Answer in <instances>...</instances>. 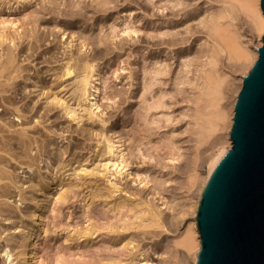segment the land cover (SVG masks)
<instances>
[{
  "label": "rangeland",
  "instance_id": "374dc122",
  "mask_svg": "<svg viewBox=\"0 0 264 264\" xmlns=\"http://www.w3.org/2000/svg\"><path fill=\"white\" fill-rule=\"evenodd\" d=\"M0 1L2 2L0 4V28H5L6 31L9 28V32H12L13 29L17 28V32H20L23 27L29 28L28 20L38 18L34 28L39 30L38 33H45L41 36L46 37V40L38 43L39 49L36 51V54L45 51L41 58L54 60V57L51 58L53 55L57 59L63 60L69 53L66 51L65 44L71 36L74 39L71 50L77 48L79 43H84V39L87 40L88 44L82 46L81 51L78 52L81 56L93 54L94 47L100 48L97 52L96 62L99 65L102 78L106 79L107 84H111L115 89L120 90V95L116 96L114 101H101L104 108L101 118L106 119L104 124L98 121L90 124L77 123L66 116L60 106L50 107L51 111L48 113V119L40 120L39 117L35 116L34 119L28 120L26 117L29 118L34 115L37 109H41L40 112H37V115L41 114L43 107L40 106L44 105L43 102L47 96L48 99H51L57 94L56 98L61 97L64 99L68 93L64 95V92H59L57 82L50 75L52 71L43 73L46 65L44 62H39V59L34 60L33 63H36L34 68L32 63L26 65L30 74V82L32 80L36 81L38 88L21 101V103L28 104L26 107H19L22 116L17 118L15 107H0V135L10 143V147L14 145L17 147L18 142L24 141L27 148L31 149L27 151L29 153L28 161L19 156L18 152L21 153L23 148L18 146L16 148L18 157L14 156L15 158L11 159L8 155H4L7 160L5 159L3 165H1L9 172L11 181L7 179L0 181V184L5 185L4 187L9 192L7 196L0 197V202H3L4 206L2 207L7 206L11 213L10 215L0 214V264H12L8 261L9 258H6L5 253L1 251V248L2 245L10 244L7 242L10 235L18 234L17 231L25 225L26 219L21 214L30 205L29 196L33 193L37 203L46 205V217H49V219L46 218L44 223L46 233L42 234L39 239L38 255H41L42 258L40 264H120L124 262V258H128V251L122 248L123 241L116 236L117 231L109 232L107 230L109 224L115 229L116 226L123 223L122 220L117 221L113 218L110 205L123 198H126L127 202L132 201L134 198L131 192L139 194L138 196L141 199H148L151 182L145 187H141L137 184V181L133 180V173L141 168L147 170V173H150L149 175L152 174L151 176L161 177L167 172L164 176L167 178L164 185L165 193L168 194L166 198L171 203L177 204V211L180 210L185 214L177 227L175 225L170 226L167 231L155 229V235L153 236L146 234L145 238L140 241V244H142L140 251L144 250V255L150 253L156 264H174L180 257L183 261L185 257V263L187 261L190 264V254H186L185 250L181 246L175 245L174 242L178 240V235L185 230L188 222L192 219L191 205L194 204L196 193H198L195 186L188 189L187 184L188 176L192 173V161L194 160L195 151L198 148L195 144L196 136L194 135L193 112L195 107L192 98L193 92L190 94L187 87L188 92L182 95V100L179 99L178 104L175 105L169 115L171 120L165 122L162 120L161 123L153 125L151 135H148L146 131L149 125L140 131H136L137 124L134 130H131V126L139 118L138 111L140 107L137 104V97L141 85V78H139L141 76V66L150 65L157 59L171 63L172 69H177L180 62L178 55L190 52V56H193L196 53L195 51H198L201 47H209L212 44V39L210 40L211 37L208 32L206 35V29L205 27V30L203 29L200 20L202 17H207V15L218 10L222 3L216 0H181L178 4L180 6H178L173 0H107L103 10L95 12L92 9L93 0ZM44 4L47 6L46 8ZM130 7L134 9V19L124 15ZM136 18L139 19L136 20ZM237 18L234 20L236 23L233 21L234 27L238 29L242 42H246L247 47L254 51V49L261 46L262 35L259 37L258 32L251 25L250 19L242 15L240 11ZM25 21L28 24L26 23L22 27L19 26L20 22ZM129 24L134 25L132 28L135 31H129L128 34L122 33V29ZM199 25L201 26L199 27ZM249 25L251 28L248 27ZM189 27H192L195 32L192 29V33L186 34L185 31ZM168 29L179 30L181 32L180 36H185V41L183 39L180 43L174 45L150 42L152 40L151 36L155 35L156 30H162L165 34L166 31L164 30ZM164 34H160L159 37L161 35L164 37ZM101 37L105 38L104 43H100ZM74 55H76L75 51ZM221 60L224 61V63L222 61V66L226 65L222 67L225 75L227 74L226 80H231V83H228H230V87H233H229L233 90L231 92L227 91L225 94L230 97L224 96V98L226 97L224 100L229 105L225 104L223 100L225 107H228L224 108L229 111L230 102L233 103L236 100V95L241 87H239L240 77L248 72L247 69L245 71L242 69L244 72L232 69L229 64H226V58L223 54ZM61 62H53L50 65L55 68ZM129 72L133 74V78H128ZM199 73H196V75H199ZM137 82H139V86ZM164 86L168 87L167 85ZM39 87H43V94L36 96ZM27 89L29 90V87ZM127 97L134 100L130 102ZM18 98L19 96H17ZM37 98L38 102L35 106L38 104L40 106L32 107ZM119 98L124 101L117 106L116 101ZM68 105L74 106L72 101H68ZM158 110L166 111V109ZM155 126L157 127L155 128ZM154 128L155 131H153ZM172 130H174L172 135H174L177 146L174 155L176 159L169 160L162 153L161 163L152 158L149 160L147 156L140 157L132 163L131 169L128 170L132 173L120 180L113 173L106 174V176L94 174L95 171H101L99 167L100 157L94 151L96 139L101 140L99 136L101 132L105 133L106 136H113L114 139H116L114 135L120 132L125 138L130 136L129 139H126L125 145L132 144L133 141L136 146L138 140H140L139 147L141 149H148V152L156 154L157 151H161V147L155 145L159 140L170 135ZM114 131H116L115 134ZM211 140L213 143L209 142ZM207 141L201 145L202 147H208L210 144L206 151L207 154L213 153L221 146L229 148L231 145L229 131L227 133V130L224 129L212 133ZM42 143L44 147L41 150L37 144ZM47 158H52L50 163L57 160L65 165V168L74 169V173L78 172V166L82 170L77 175L74 173L69 177L62 175L51 181L49 180ZM86 158H88V161ZM79 163L82 165H79ZM158 163L161 165H158ZM206 165V162L197 161L196 163V172L200 178L206 174ZM190 167L191 169H188ZM47 181L48 183L52 182L50 188L43 187ZM33 184L34 186H32ZM148 186L149 188H147ZM65 187L70 188L66 201H55L58 192ZM35 188L37 190L32 192ZM169 215H171V212ZM175 222L177 221L175 220ZM14 227L16 228L13 229ZM120 229H122L121 226ZM138 231L130 229L125 233L126 236H129ZM18 243L21 244L22 242L18 241ZM6 248L9 249V245ZM153 248H155V254H152ZM15 249L19 250L18 248ZM146 249H148L147 252Z\"/></svg>",
  "mask_w": 264,
  "mask_h": 264
},
{
  "label": "bare ground",
  "instance_id": "6f19581e",
  "mask_svg": "<svg viewBox=\"0 0 264 264\" xmlns=\"http://www.w3.org/2000/svg\"><path fill=\"white\" fill-rule=\"evenodd\" d=\"M173 1L177 5L181 2V0ZM216 1L222 3V6H220V8L215 12L212 11V14L207 15V17L209 16V18L202 17L200 20L203 29L204 27L206 29V35L208 32L209 36L211 37L210 40L212 39V44H210L209 47L207 46L208 44L205 48L201 47L200 49H198V51H195L196 53L193 54V56H190V52L178 55L180 62L178 63L179 67H177V69H172L171 63H166L165 61L157 59L156 61L151 63L152 65L150 64L141 66V76L139 77L141 78V85L139 96L137 97L138 100L136 98L137 104H139L140 107V110L138 111L139 118H137L134 121V124L131 126V130H134L135 125L137 124L136 131H140L149 125L146 131L148 135H151L153 125L161 123L162 120L164 122L171 120L169 118V115L171 114L172 109L175 107V105L178 104L179 99L182 100V95L188 92L187 87L190 94L193 92L192 98L194 100L193 102L195 107L193 112V123L195 124L194 135L196 136L195 144H197L198 148L197 151H195L194 160L192 161V169L191 167L188 168L192 170V173H190L188 176L187 184L188 189L195 186L198 193H196L197 196L194 204L191 205L192 219L190 220V222H188L185 230H183L178 235V240L174 242L175 245L181 246L185 250L186 254H190V264H194L197 251L200 246L196 219L201 195L208 176L215 164V161L218 159L221 152L225 149L221 146V148H217L213 153L210 152L209 154H207L206 151L208 147H210V144L209 146L207 145L208 147H202L201 145L208 142L207 140L209 136L216 131L224 129L227 130L228 133L232 125V117L234 112L235 100L233 101V103L230 102L231 108L229 107V111L225 109L227 106L225 107L223 102V100L228 96H226L225 94L227 93V91L231 92V90L233 89L230 88L233 87L229 86L231 80H226L227 74L225 75V72L222 69V67H225L226 65L224 64V66H222L223 60H221V55L223 54L225 56L226 64H229L232 69L234 68L237 71H240L242 69L245 71L247 69V72L257 58V49L251 51V49L248 48L245 44L246 42H242L241 35L237 31L238 29L234 27L233 21L236 20L239 11L240 13H242V15L246 16V18L250 19L251 25L258 32L259 37L264 31V13L261 11L259 0ZM106 2L107 0H93L92 9H94L95 12L102 11ZM1 3L2 2L0 1V4ZM46 7L47 6L45 5V8ZM133 10L134 9H131L130 7L125 11L124 15L128 16L129 18L132 17L134 19L135 15ZM138 19L139 18H136V20ZM37 20L38 18L28 20L30 24L29 28L23 27L22 31L20 32H17V28L13 29L12 32H9V28L8 31H6L5 28H0V107H15L14 110L16 111L17 118H20L22 116L21 109L19 107H26L28 104L23 102L21 103V101L25 97H28L30 93H34L36 91V88H38V86L36 85V81L32 80L30 82V74L28 73V68L26 65L32 63V67L34 68L36 65V63H33L34 60L39 59V62H44L46 64L44 66L43 73L52 71L50 75L53 76V79L57 82L59 92H64V95L68 93V95L64 99H62L61 97L56 98L57 94L54 95L51 99H48L47 96L45 98V101L43 102V106H40V104L35 106L38 102L37 98L34 102L32 101V107H43V111L41 112V114L37 115V112H40L41 110L37 109L34 112V115L29 118L26 117V119H34L35 116L39 117L40 120H44L45 118L48 119V113L51 111L50 107L60 106L63 108L64 114L77 123L82 122L90 124L92 122L98 121L104 124L106 122V119L101 118V115L104 113V108L102 107L103 104L101 103V101H114V98L120 95V90L115 89L111 84H107L106 79L102 78L99 65L96 62V56L98 54L97 52L100 48L94 47L93 54H85L81 56L78 54V52H80L82 46L88 44V42L84 39V43H79V46L77 48L75 47L73 50H71L72 43L74 41L73 36H71L70 40H68L65 44V47L67 48L66 51L69 53L67 54L66 52L67 55L63 60L57 59L52 55V53L51 58L54 57V60H51L50 58H41V55L45 51H42V53L39 54H36V51L39 49L38 43L46 40V37L41 36L45 35V33H38L39 30H36L34 28L36 27L35 23L37 22ZM28 22H20L19 26H25L26 23L28 24ZM132 25L133 24L125 26L122 29V33L128 34L129 31L134 32L135 29L132 28L134 27V25ZM200 26L201 25H199V27ZM248 27L251 28L250 25ZM192 29V27H189L185 31V33H192ZM172 30H164L166 31L165 34L162 30H156L155 35L151 36L152 40L149 41H154L157 43L161 42L167 45L180 43L185 38V36H180L181 32H179V30ZM157 33H160L162 35L164 34L165 38L161 35L162 37L160 36V39V34ZM104 39V37H101L100 43H104ZM260 43H262V41ZM74 51L76 55H74ZM59 61L62 62L60 63V65H57L58 67L53 68L50 65L53 62ZM243 70L242 72H244ZM198 72H200L199 75H196V73ZM194 74L196 76H193ZM131 77L133 78V74L129 72L128 78ZM138 84L139 82H137V85ZM241 84L242 76L240 77L239 87L241 86ZM163 85H167L168 87H163ZM28 87L29 90L27 89ZM42 89L43 87H39L36 96L43 94ZM17 96H19L18 99ZM224 96L226 97L224 98ZM128 98L129 97H127V99ZM129 100L131 102L134 99L131 100L130 97ZM68 101H72L74 106L71 107L70 105H68ZM123 101L124 100L122 98H119L116 101L117 106H119V104ZM225 104L229 105V103H226V101ZM158 109H166V111ZM125 121L128 122L127 120ZM156 127L157 126H155V128ZM155 128L153 131L156 130ZM173 131L174 130H172L170 135L157 142V145L155 146H160L162 152L157 151L156 154L148 152V149H141L139 147V145L141 144L140 140H138L136 146L134 145L133 141L132 144L125 145L124 143L126 139H129L130 136H126L127 138H125L123 137L124 135L122 136L118 131L117 134H115L116 131L113 132L116 139H114L113 136H106L105 133L101 132L99 134L101 140L96 139L94 148V151H96V155L100 157L99 167L101 168V171H95L94 174L106 176V174L113 173L114 176L118 177L120 180L124 177H128L132 173L128 170L131 169L132 163L136 162L135 160L139 159L140 157L143 158L147 156L149 160L152 158L156 160V162H160L163 158L161 156L162 153L163 156L165 154V157L169 160H174V158L176 159L174 155L176 154L177 146L174 135H172ZM209 142L213 143L212 140ZM18 146H22L23 148L21 153L18 152L19 156L21 158H25V161H28L29 153L27 151H30L31 149L27 148L24 141L18 142L17 147ZM37 146L41 150L44 147L43 143L37 144ZM17 147L15 145L13 147H10V143L0 135V153L3 154H0L1 182L2 180L6 179L11 181L9 172L5 168L1 167V165H3V161L6 159L4 155H8L11 159H14V156L18 157V154L16 152ZM51 159H46L49 170V180L53 181L57 177L59 178L62 175H67L69 177L74 173V169L69 167L65 168V165H62V163L58 162L57 160L53 163H50ZM86 160L88 161V158H86ZM197 161L207 163L206 174L201 178L196 172ZM79 165L82 164L79 163ZM158 165L161 164L158 163ZM78 168V172L82 170L80 166H78ZM78 172H75L74 174L77 175ZM146 173L147 170H142V168L136 170L133 173V180L137 181V184L141 187H145L149 182H151L150 196L147 200L144 198L141 199L140 196H138L139 194L131 192L134 198L132 201L130 200V202H127V199L123 198L113 205H110V211L113 212V218L117 221H123L122 225H115V229L112 228L110 224L107 226V230L109 232H118L116 236L123 241L122 248L128 251V258L125 257L124 262L120 264H156V262H154V260L152 259V255L150 253L144 255V250L140 251L142 249V244H140V241L145 238L146 234H151V236L155 235V229L167 231L168 227L170 226L175 225L177 227L185 214V212H181L180 210L177 211V204L171 203V201L166 198V195L168 194L165 193L166 189L164 188V185L167 182V178H165L164 176L165 174H167V172L161 177L151 176L152 174L149 175L150 173H147V175ZM51 184L52 182L48 183L47 181L44 183L43 187L50 188ZM4 186L3 184H0V197L7 196L9 194L8 190ZM32 186H34V184ZM147 188H149V186ZM62 189L63 190H60L56 195L55 201H66V197L70 188L65 187ZM36 190L37 188H35V190H33L32 192ZM119 198L120 196L118 197V199ZM29 199L30 205L26 208V211L21 214V216L24 215L26 219L25 225L17 231L18 234L10 235V238L7 240V242H9L10 244L2 245L1 248V251L5 253L6 258H9L8 261L12 264H40V262H42L41 255H38V253L40 247L39 239L42 234L46 233V228L44 226L45 220L48 217H46V205L37 203L34 193L29 196ZM2 206H4V203L0 202V214L5 213L10 215L11 210L9 211L7 206H5V208H3ZM170 212L171 215H169ZM92 215L93 217H95L94 214ZM5 219L8 220L9 218ZM47 219H49V217ZM108 219L109 217L107 218V220ZM175 220L177 222H175ZM120 226L122 229H120ZM15 228L16 227H14L13 229ZM148 228L149 230H147ZM130 229L139 231L137 233L126 236L125 231H128ZM139 236L141 237L138 238ZM18 241L22 243L19 244ZM8 245L9 249L6 248V246ZM15 248H18L19 250H16ZM145 251L147 252L148 249H146ZM152 252V254L156 253L155 248H153ZM141 255L142 257H140ZM174 264L188 263L187 261L185 263V257L184 261L180 257L174 262Z\"/></svg>",
  "mask_w": 264,
  "mask_h": 264
},
{
  "label": "water",
  "instance_id": "95a60500",
  "mask_svg": "<svg viewBox=\"0 0 264 264\" xmlns=\"http://www.w3.org/2000/svg\"><path fill=\"white\" fill-rule=\"evenodd\" d=\"M261 41L234 103L231 145L201 195L194 264H264V31Z\"/></svg>",
  "mask_w": 264,
  "mask_h": 264
}]
</instances>
